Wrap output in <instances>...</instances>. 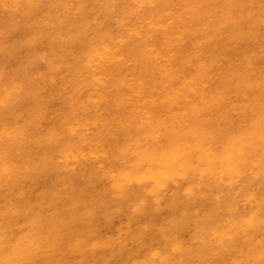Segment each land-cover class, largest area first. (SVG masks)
Returning <instances> with one entry per match:
<instances>
[{
	"label": "rangeland",
	"instance_id": "374dc122",
	"mask_svg": "<svg viewBox=\"0 0 264 264\" xmlns=\"http://www.w3.org/2000/svg\"><path fill=\"white\" fill-rule=\"evenodd\" d=\"M29 1L19 0L16 8L12 0H6L7 7L4 1L0 0V83L2 84L0 133L6 129L13 131L12 138L0 136V168L3 165H10L14 172L13 175L0 176L1 264H8V261L2 258L13 249L11 245L13 232L16 235H23L31 228L34 230L44 228L42 229L44 238L52 242H55L53 240L55 238L56 252L62 256L68 253L73 243L81 244L83 249L100 250L102 245L112 240L118 242L123 235L130 232L132 225L161 244L157 245L158 250H161L163 245L176 242L181 234H186L183 239L185 244L193 247L197 235L210 229L211 226L208 225L212 224L211 220H215L213 213H225L235 201L242 205L243 199L248 194L256 193L260 196L264 191V170L259 171L258 174L248 173V169L244 167L246 163H242L238 166L244 168V177L240 185L231 193L227 192L224 185L220 188L216 187V181L212 182L215 187L213 190L207 189L205 183L198 186L197 184L190 186L186 183V186L193 187L194 190L189 194H187L188 188L172 190V187H169L163 192L161 207H165L166 202L172 203L170 207L161 213H145L139 222H132V215L139 212L136 205L141 201L140 193H135V184L125 188L124 192L115 191L109 175L111 170H119L124 160L131 156L129 154L125 159H121L122 144L135 142L134 139L139 136L143 137L142 142L147 141L141 146L137 145L140 149L154 142L153 138H144V130L152 131L151 125L154 123L142 125L140 114L131 113L130 96H134L137 90L136 81H132L133 83L130 81L129 84L123 81L125 77L136 76L138 79L145 73L142 71L143 63L135 60L139 53V44L131 38L130 42L120 48L119 53L126 54L123 65L115 62L102 66L103 70L112 73L113 79L100 91L97 90L107 98L100 101L98 110L84 109V105L90 104L89 98L92 99L93 93L96 94L92 76L96 71L88 64L90 58L80 55L88 51L90 44L111 39L120 32L124 33L128 28L124 30L123 28L127 26L133 28L136 24L147 23L148 19L145 18L153 12L154 6L148 4L140 9L136 4L132 5L131 8L137 10L136 13L126 18L123 26H119L121 15L114 4L107 10L100 9L101 0H85L83 13L70 15L67 14L66 5H74L75 1L33 0V3ZM254 1L257 8L252 12L255 17H259L260 13L264 14V9L259 10L258 3L262 1L264 7V0ZM2 8H6L7 11L3 12ZM112 9H116V12H110ZM254 18L249 19V26L255 27V35L249 37L245 35L248 29L245 24L238 28L232 27L231 29L236 30L235 35L229 36L230 31L227 30V36L221 39L226 45L224 47L227 50L226 58L222 59L220 49L212 55L216 61L210 74L218 77L216 85L220 84L225 76V79L228 77L231 81V89L227 92V96L232 97L231 100L236 99L237 86L244 88L249 84L250 78H259L262 81L261 78L264 77V26L254 22ZM140 25L138 28L146 29L145 26ZM236 36H241L237 43L233 41ZM70 38L72 41H69ZM218 44L220 46V41ZM185 47L187 52H191L190 44ZM210 55L211 53H207V56ZM248 61H253L252 68L247 65ZM57 66H60L58 70L55 69ZM89 70L92 75H88ZM81 71L83 73L85 71L88 76L85 78L86 75ZM261 74L263 76L259 77ZM71 78H74V82ZM82 85L84 96L74 95L76 86ZM115 85L118 86V90H115V96H112L111 90ZM7 87L11 88L8 96L5 92ZM248 93L249 97L236 100L237 103L244 104L248 108L245 114L241 110L233 113L232 126L239 125L240 122L241 125L246 126L252 116L254 101L260 98L264 101V90L261 92L256 88H249ZM115 97L121 98L120 104L114 102ZM80 98L82 100L79 101ZM4 99L6 104L3 103ZM165 107V104L158 102L156 110L159 112ZM190 116L187 115L186 119ZM98 117L102 121L95 124ZM164 117L160 119L158 116L156 120L164 121ZM165 119L169 121L168 117ZM79 120L85 123L90 120L91 122L87 124L91 125L92 129L90 131L81 129L79 135L70 136L65 129L68 128L67 124H75ZM201 121H203L202 117L196 122ZM184 125L177 127L167 125L164 131L168 135L174 129L183 132L187 127ZM207 138L208 142L216 141L212 137ZM89 140L100 141L107 146L108 156L102 160L106 161L98 164L93 160L89 163L80 161L76 164L79 167L71 169L72 164H65L63 161L64 151L69 147L82 146L83 143L90 142ZM165 140L163 137L159 142ZM84 149L89 152L90 145H84ZM57 154L60 155V159H57ZM217 159L219 160V157ZM255 159L264 161V145L257 147ZM106 162L108 165H104ZM210 177L211 174L208 173L207 180ZM224 179L227 180L228 175ZM249 182L254 184L246 188L245 185ZM174 183L182 186L185 182ZM260 213L254 225L257 226L256 239L262 240L264 210ZM53 222H57L60 226L56 236L49 233V227ZM171 230L175 231L168 233ZM2 240L7 241L6 246L2 245ZM46 247L47 250H55L51 244ZM145 255L131 262L127 256H124L122 260H117L113 264H140L146 259ZM21 258H18V264L28 263L29 257L23 260ZM100 258L101 255L94 260L100 261L102 260ZM194 260L198 264H224L225 256L217 254L206 257L197 254ZM76 261L80 260L70 257L66 261L52 264H75ZM91 262L85 261L84 264H96ZM28 264H35V258L33 257ZM97 264L105 263L101 261Z\"/></svg>",
	"mask_w": 264,
	"mask_h": 264
},
{
	"label": "bare ground",
	"instance_id": "6f19581e",
	"mask_svg": "<svg viewBox=\"0 0 264 264\" xmlns=\"http://www.w3.org/2000/svg\"><path fill=\"white\" fill-rule=\"evenodd\" d=\"M2 1L5 4L6 0ZM69 1L76 3L66 5L68 15L83 13L85 0ZM103 1L101 0L99 3L100 9L107 10L114 4L117 12L120 13L119 26H123L126 18L136 13L137 10H132V5L136 4L140 9L148 4L154 6L153 12L148 18H145L148 19L147 23L136 24V27L133 28L127 26L123 28V30L128 28L124 33L120 32L111 39L90 44L88 51L80 55L90 58L88 64L94 67L93 70L96 73L92 75L89 70L88 75L93 76L96 86H94L96 88L94 92L98 93V95L93 93V97H97L89 98L90 104L84 105V109L98 110L100 101L102 102L107 98L101 92L99 94L97 90L100 91L108 81L113 79L112 73L103 70L102 66L111 65L115 62H120L123 65L126 57L124 56L125 53H119L120 48L130 42L131 38L139 44V53L135 60L143 63L142 71L145 73L138 79L136 76L125 77L123 81L126 84L136 81L137 90L134 96H130L131 113L140 114L142 125L154 123L151 125L152 131H150L151 129L144 130V138H153L154 142L146 148L140 149L137 145L140 144L141 146L147 141L142 142L143 137L139 136L134 139L135 142L122 144L120 151L123 157L121 159H125L129 154L131 156L124 160L119 170H111L109 175L115 191L124 192L125 188L135 184V193H140L141 201L136 205L139 212L132 215V222H139L145 213H161L170 207L172 203L167 202L165 207H161L163 192L169 187H172V190L188 188L187 194H189L194 191L193 187H190L191 184L198 186V184L205 183L207 189L213 190L215 187L212 182L216 181V187L220 188L224 185L227 192L231 193L240 185L245 174L244 168L238 166L239 164L246 163L244 167L248 169V173L258 174L259 171L264 170V161L255 159L257 147L264 145L263 99L254 101L252 116L246 126L241 125V122L239 125L232 126L231 121L235 111L241 110L245 114L246 108H248L244 104L237 103V99L249 97V88H256L261 92L264 90L263 75L259 76L262 77V81L259 78H250L249 84L245 85L244 88L240 85L237 86L236 99L231 100L232 97L227 96V92L231 89V81L228 80V77L225 79V76L221 83L216 85L218 77H215V74H210L216 61L212 55L220 49L222 50V59L227 56V50L224 49L226 45L221 40L227 36V30L230 31L229 36H234L236 30L231 28H238L245 24L248 27L245 35L247 37L255 35V27L249 26V19L255 17L252 11L257 8L256 2L254 0ZM12 2L13 6L17 8L19 0H12ZM29 2L33 3V0ZM5 5L7 7V4ZM258 6L261 11L264 9L262 1L258 3ZM116 9H112L110 12L115 13ZM2 11L6 12L7 9L2 8ZM263 16L264 14L260 13L259 17L256 16L253 21L264 26ZM134 24L133 26H135ZM140 24L146 29L138 28ZM243 28L241 27V29ZM240 38L241 36H236L233 41L237 43ZM69 41L72 39L70 38ZM189 44L192 46L191 52H187L185 47ZM207 53H211V55L207 56ZM252 63L253 61H248L247 65L252 68ZM59 67L57 66L55 69L58 70ZM119 68L121 69L122 66ZM85 73L84 71L83 74L86 75ZM71 79L74 80V78ZM82 89L83 85L76 86L74 95L84 96L85 91ZM115 90H118L117 85L111 90L112 96H115ZM5 92L8 96L11 88L7 87ZM121 101L120 97L114 98V102L117 104H120ZM158 102L166 105L159 112L156 110ZM3 103H7L6 99ZM50 115L48 114V116ZM187 115H191L189 119H186ZM158 116L160 119L164 116L168 117L169 121H166L165 117L164 121L156 120ZM201 117L203 121L196 122ZM90 120L88 122H91ZM100 120L99 117L96 118L95 124H98ZM88 122L79 120L75 124L70 125L68 123V128H65V125L63 129H67L70 136H77L81 129L85 131L92 129V126L87 124ZM183 124L185 127L187 126L183 132L174 129L168 135L164 131V127L167 125L177 127ZM12 135L11 129H6L0 133V136L7 138H12ZM163 137L166 140L159 142ZM207 137H212L216 141L214 143L208 142ZM87 138L88 136L85 141ZM84 145H90L89 152L84 149ZM221 145L223 146L221 147ZM106 147L96 140L85 142L82 146L79 145L75 148L69 147L63 153L65 158L63 161L65 164H72L71 169H76L78 166L76 164L80 161L89 163L93 160L98 164L108 156ZM57 155L58 159L60 155ZM56 157L53 158L56 159ZM107 162L104 165H108ZM13 173V168L10 165H3L0 168V176L13 175ZM208 173L211 174L209 180L206 178ZM226 175H228L227 180L224 179ZM174 182L185 183L179 186L178 183L175 184ZM186 183H189L190 186H186ZM253 184V182H249L245 187H251ZM263 207L264 191L261 192L260 196L256 193L248 194L243 199L242 205L236 201L233 202L225 213H213L215 220H211V222L213 221L212 224L208 222L210 224L208 226H211L210 229H207L208 232L197 235V241L193 247L190 244H185L183 239L186 234H181V237L180 235L177 237L176 242L163 245L161 246L162 249L158 250L157 245L161 244L150 238V235L140 228H135L132 225L130 232L123 235L118 242L112 240L102 245L100 250L96 248L83 249L81 244L73 243L68 253L62 256L56 252V244H54L56 239L54 238L55 242H52L44 238L42 231L44 228L36 230L31 228L32 230L28 229L23 235H16L13 232L11 239L13 249L7 252L2 259L8 261V264H18V258L29 257L28 263H30L34 257L35 264H52L74 257L80 260L76 261L75 264H84L85 261H93L96 264L101 261L105 264H113L117 260H122L124 256H127L131 262L146 254V259L140 264H198L194 260L197 254H203L206 257L221 254L225 256L224 264H264V238L262 240L256 239L255 229L257 226L254 225L256 218L264 210ZM49 228V233L56 236L60 226L57 222H53ZM49 242L55 250H47L46 246H50ZM6 244L7 241L2 240V245L6 246ZM100 255L102 260H94ZM23 259L21 258V260Z\"/></svg>",
	"mask_w": 264,
	"mask_h": 264
}]
</instances>
